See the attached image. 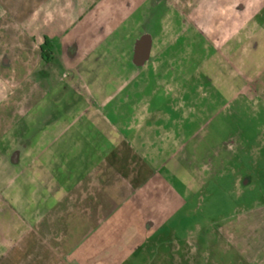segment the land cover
Segmentation results:
<instances>
[{"label": "rangeland", "instance_id": "374dc122", "mask_svg": "<svg viewBox=\"0 0 264 264\" xmlns=\"http://www.w3.org/2000/svg\"><path fill=\"white\" fill-rule=\"evenodd\" d=\"M245 4V0H94L89 25L108 30L92 34L97 55L91 57L104 60L91 64L88 80L64 78L86 65L18 66L20 74L29 69L38 82V75L56 80L54 75L61 74L62 81H45L50 90L46 99L51 104L56 100L62 113L69 107L71 116L65 119H77L79 126L89 120L100 124L98 112L104 111L131 137L134 130L129 132L127 126L134 121L129 107L134 105L136 121L158 122L178 138L172 149L168 143L138 146L142 154L151 153L154 165L148 173L143 168V174L157 172L156 188L162 178L169 187L157 194V209L140 210L150 213L142 220H148L151 230L118 264H264V63L251 49L253 34L243 32L247 16L236 9ZM76 14L74 9L73 19ZM30 35L37 42L43 33ZM150 36L151 59L136 65L135 43L142 39L146 53ZM122 53L126 64L119 66L114 62ZM123 90L132 94L140 90L144 97L126 98L119 120L115 106ZM115 131L103 130V135L114 139ZM76 148L85 151L82 145ZM50 184L59 186L60 177H45L41 189L28 185L23 209L11 210L0 201L1 214L20 213L14 249L0 256V264H82L78 247L95 221L70 206V194L50 193ZM1 232L5 234L6 228L0 225Z\"/></svg>", "mask_w": 264, "mask_h": 264}, {"label": "crops", "instance_id": "0c3cea01", "mask_svg": "<svg viewBox=\"0 0 264 264\" xmlns=\"http://www.w3.org/2000/svg\"><path fill=\"white\" fill-rule=\"evenodd\" d=\"M81 1L84 4H80ZM245 1L244 9L241 6L236 9L247 16L244 31L241 29L240 32L253 34L251 49L257 53V57L263 59L261 63H264V0ZM93 2L94 0H1L0 201L4 205L9 204L11 210L23 209L27 204L23 190L28 185L41 189L45 177H52L54 180L60 177V185L50 184L48 191L53 194H70V206L77 213L84 211L88 219L93 218L95 221L94 229L78 247L81 263L118 264L127 250H134L144 242L147 231L151 230L146 227L150 225L148 220H142L144 217L149 219L150 213L143 214L140 210L157 209V194L160 189L162 193L169 187L162 178L161 186L156 188L157 177L160 176L157 172L143 174V168L148 173L154 165L151 153L146 150L142 154L138 146L155 147L168 143L172 149L178 138L174 132L163 130L158 122L151 123L148 119L144 122L136 121L138 110L134 105L129 106L133 109L134 121L127 126L129 132L134 130L131 137L121 132L125 127H115V123L110 122L103 114L104 111L98 112L101 113L100 124L89 120L79 126L77 119H65L69 114L71 116L69 107L62 113L56 100L51 104L46 99L50 91L45 87L47 82L62 81L61 74L60 77L54 75L56 80L51 79V76L38 75V82L32 78L34 73L29 72V69L25 68L22 74L18 69V66L24 68L36 62L41 65L69 64L70 69L86 65L88 68L82 69V72L76 74L71 71L64 78L69 76L68 79L71 80L73 77L80 78L81 81L88 80L92 71L91 64L104 60L97 57L94 61L95 58L91 57L97 55L91 44L92 34L108 30L89 25L90 6ZM80 8L84 10L81 11ZM74 9L77 14L73 19L71 15ZM122 26L125 27V23ZM31 31L43 33L42 38L36 42L30 35ZM123 37L125 45V34ZM152 39L150 36L146 53L142 49V39L136 41L132 58L136 65L150 61ZM43 46L47 48L45 52L42 50ZM32 49L34 52L31 54ZM87 49L88 52H85ZM114 63L125 65L124 53ZM119 93L117 97L122 100L120 98L115 106V112L120 120L123 118L120 109L124 107L125 99L135 97L141 101L144 95L140 90L134 94L124 90ZM104 95L106 94L101 97ZM112 95L108 94L106 97ZM110 102L105 104L110 105ZM101 106L105 108L106 105ZM148 109L147 104V113ZM60 113L64 115H58ZM103 130H116V138L110 139L103 135ZM81 145L85 151L77 152L76 149L79 148L76 147ZM171 202L172 206L173 200ZM110 209L112 210L109 212ZM17 215L14 217L8 210L0 213V225L6 228V233L0 234V256L14 249L12 237L18 233Z\"/></svg>", "mask_w": 264, "mask_h": 264}, {"label": "trees", "instance_id": "16d2710c", "mask_svg": "<svg viewBox=\"0 0 264 264\" xmlns=\"http://www.w3.org/2000/svg\"><path fill=\"white\" fill-rule=\"evenodd\" d=\"M45 45H46V46L48 45V41L45 42ZM46 49H47L46 47H44V46L42 47L43 52H45Z\"/></svg>", "mask_w": 264, "mask_h": 264}]
</instances>
